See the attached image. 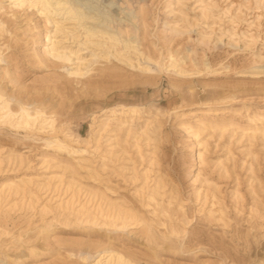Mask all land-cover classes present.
I'll return each mask as SVG.
<instances>
[{"label":"rangeland","instance_id":"rangeland-1","mask_svg":"<svg viewBox=\"0 0 264 264\" xmlns=\"http://www.w3.org/2000/svg\"><path fill=\"white\" fill-rule=\"evenodd\" d=\"M0 1V19L9 31L0 34L4 58L0 89L13 98L12 108L16 100L40 105L54 114L58 126L83 138L90 113L100 107L142 105L145 112L133 122L137 127L142 120L151 121L156 110L163 113L158 141L147 144L138 139L141 156L124 142L109 159L88 156L89 167L95 170L92 177L85 169L72 174L43 162L40 136L0 126V184L9 179L58 177L56 188L29 187L34 195L31 204L17 198L15 207L0 209V264H90L93 261L81 260L80 254L92 252L96 245L120 252L136 264H264V138L232 134V127L223 133H196L200 126L195 124V116L242 127L254 118L256 126L264 124L259 119L264 117V0H80L116 16L143 7L146 27L136 32L139 48L152 57L168 49L178 59L186 57L179 61L184 75L167 67L147 76L111 57L100 59L99 69L80 81L42 56L50 29L43 17L35 9ZM206 2L212 6H207L209 17L203 18ZM167 3L174 14L168 13ZM163 22L191 26L188 33L180 34L164 28ZM200 35L210 40L201 41ZM189 112L193 118L187 117ZM185 120L191 129L181 125ZM9 150L22 153L24 161L4 159ZM152 151L157 165L148 163ZM131 167L139 173L149 169L146 184L141 175H132ZM156 175L164 184L161 200L169 215L158 213L145 197L146 185ZM68 181L73 185L66 189ZM86 188H98L140 213L156 242H147L139 225L121 231L79 224L58 208L74 190L83 199ZM177 203L183 205L188 222L184 232L174 236L170 228L182 225Z\"/></svg>","mask_w":264,"mask_h":264},{"label":"bare ground","instance_id":"bare-ground-1","mask_svg":"<svg viewBox=\"0 0 264 264\" xmlns=\"http://www.w3.org/2000/svg\"><path fill=\"white\" fill-rule=\"evenodd\" d=\"M10 5L15 8H32L35 9L44 21L50 27L46 34V44L44 45L42 56L48 60H52L59 68L65 71V75L75 81H80L82 77L99 69L98 64L102 62L100 59L109 60L111 57L131 69L138 70L143 75H153L163 70L174 71L179 75H184L186 70L182 68V61L186 57L176 58L169 49L166 53L158 52L156 57L150 56L139 48V38L136 35L139 27L145 29L146 17L145 9L140 7L138 11L129 10L123 16L114 15L109 9L99 8L92 5L88 1L78 0H9ZM204 2L203 0H200ZM259 3L261 0H254ZM202 8V17H209V9L212 6L210 2L204 3ZM1 5V1H0ZM10 6V7H11ZM166 8H169L167 3ZM1 8V6H0ZM122 10V9H121ZM173 8H169L168 13L174 14ZM179 13L183 16L181 10ZM213 14H210L212 17ZM259 17L256 16V19ZM184 20V16L182 17ZM156 21V20H155ZM250 23H248L249 27ZM191 25L187 23L186 27L177 25H168L163 22V27L176 33H188ZM80 30H82L80 32ZM9 32L6 29L5 22L0 19V34ZM232 35V33H230ZM244 37L253 38L252 34H243ZM201 41H209V36L200 35ZM119 45V47H117ZM89 49V50H87ZM127 54V55H126ZM132 54L136 57H132ZM165 54V55H164ZM262 59L260 55H257ZM2 58V50L0 47V62ZM184 63V62H183ZM205 68H209L204 63ZM11 101L13 98L6 96L0 89V126H6L16 132L35 134L42 143L43 153L40 159L43 162L56 164L63 172L76 174L78 169H85L92 177L95 170L89 167L90 160L88 156L98 155L101 160L109 159L114 155V150L119 149L120 142L135 147L136 154L141 156L140 148L137 145L139 138L148 142H157L161 128L159 117L163 115L160 110L147 122L142 120L140 126L134 125L137 115L144 113L142 105L114 103L107 107H100L90 113V123L87 136L83 138L79 134H71L67 127L58 126L53 113H48L45 108L40 105L22 103L16 100V108H12ZM173 112H171L172 114ZM182 117L186 116L181 114ZM193 116V112L187 113V117ZM188 119V118H187ZM211 116H195V124L199 125L196 133L203 130L218 131L223 133L227 128L233 133H239L241 137L247 139L264 138V124L256 126V118L248 120L245 127L237 126L233 122L216 123ZM264 120V117H260ZM183 122V121H182ZM186 129L192 126L185 120L182 124ZM255 125V126H252ZM153 133V137L149 135ZM133 139V140H131ZM131 140V141H130ZM104 143V144H103ZM154 151L156 150L153 145ZM116 149V150H117ZM0 149V161L2 156ZM51 151L52 156L48 157L47 153ZM152 151L148 153L149 165H157L158 159ZM64 155L65 158L58 155ZM23 154L9 150L3 158L15 161H24ZM201 158V153L198 154ZM131 161V159H128ZM132 175L139 174L146 184L147 173L149 169H143L139 173L136 168L131 167ZM57 176H48L35 178H25L15 180H6L0 184V209L15 207L19 198L24 204H31L33 201V193L31 186L48 189L56 188ZM151 185H146V199L152 202L158 213L169 215L171 212L168 206L162 204V194L160 190L164 188L162 178L156 175ZM60 182V181H59ZM72 182L68 181L66 189L72 186ZM82 187H79L78 192ZM83 192V199L77 191H73L67 200L61 202L58 208L63 212H67L73 216V219L79 224H88L90 226H102L114 230H124L128 225H139L143 236L147 242H156V236L151 225L145 218L134 209L125 206L124 202L111 200L106 197L105 193L98 188H86ZM86 194V195H85ZM88 195V197H87ZM171 204V198L168 199L167 205ZM181 216V227H171L169 232L172 235H178L184 232L185 224L188 222L185 218L183 205L177 203ZM209 214L213 213L210 210ZM81 260H92L90 264H136L124 254L114 251L107 246H93V251L82 252Z\"/></svg>","mask_w":264,"mask_h":264}]
</instances>
